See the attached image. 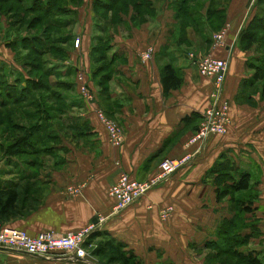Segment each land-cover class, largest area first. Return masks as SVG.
Returning <instances> with one entry per match:
<instances>
[{"label":"crops","instance_id":"0c3cea01","mask_svg":"<svg viewBox=\"0 0 264 264\" xmlns=\"http://www.w3.org/2000/svg\"><path fill=\"white\" fill-rule=\"evenodd\" d=\"M245 1L229 3L225 19L228 28L221 44L212 41V31L207 32L210 41L206 42L188 28L182 34L173 30L166 24V16L161 18L158 6L156 14L141 25L125 17L124 25L109 29V54H115L117 60L108 91L100 94V88L90 80L95 102L88 104L74 86L71 97L77 103L70 115L87 128H72L71 134L62 135L59 146L63 149L57 154L61 157L45 161L39 180L45 183L46 194L39 207L4 225L31 235L43 230L65 233L102 217L86 249L95 240L112 238L131 250L139 264H218L209 259L213 251L205 245L217 240V225L222 218L231 217L232 211L226 201H217L213 177L208 172L222 160L221 156H226L252 173L257 195L253 213L259 221L252 230H243L246 235L251 232V237L241 249L256 252L264 264V218L257 214L263 207L258 200L264 197V98L256 93L253 103L236 100L243 81L252 75L247 60L253 52L241 50L238 43L240 30L252 18V14L247 15ZM89 22L92 27L90 17ZM125 28L131 30L129 35L122 31ZM94 35L91 33V37ZM86 38L81 48L88 59L84 63L90 67L91 44L88 35ZM148 46L153 47V54L144 60L142 55ZM74 53H70L71 63L65 64L77 69L79 62H72ZM190 54L228 61L223 97L229 104L230 124L225 134L211 135L201 145L189 144V139L211 104L214 83L198 74ZM166 64H171L183 79L178 89L167 94L161 83V70ZM96 107L122 128L124 140L120 146L109 142ZM185 154L193 155L191 161L167 182L120 212H113L114 200L108 189L121 172L142 181L156 172L163 159ZM0 177L5 178L2 173ZM90 255L78 261L48 259L0 248V264H98Z\"/></svg>","mask_w":264,"mask_h":264},{"label":"trees","instance_id":"16d2710c","mask_svg":"<svg viewBox=\"0 0 264 264\" xmlns=\"http://www.w3.org/2000/svg\"><path fill=\"white\" fill-rule=\"evenodd\" d=\"M200 1L208 2L202 24ZM219 1H223L222 4ZM228 1L172 0L175 28L180 34L192 28L209 42V32L216 31L215 28L219 30L225 24ZM261 1L264 0H258ZM82 4L83 0H0V17L22 15L23 19H14L11 26H24L28 31L24 35L14 34L5 44L16 52L21 68H16L12 75L11 65L0 62V108L7 107L5 112H0V153L29 168L28 172L22 169L17 179L0 177L1 225L17 217L24 218L39 207L46 194L45 183L39 180L45 167L44 160L53 158L63 149L59 146L62 135L71 134L72 128H87L85 123L65 117L75 103L71 97L75 82L70 78L74 69L69 67L66 71L50 73L43 62L47 54L62 64L69 60L71 49L66 43L73 35L69 27L76 21L74 9ZM91 9L93 24L96 30L102 27V33L92 37L90 75L92 82L100 88L99 93L105 94L117 60L115 54H109L112 44L106 32L124 25L125 17L132 24L141 25L145 16L156 14V8L151 0H92ZM28 14L33 15L27 22ZM206 28L208 34L202 32ZM63 29H67L66 32ZM238 43L241 50L259 54L256 56L259 64L250 58L247 60L252 75L243 81L236 98L239 103H253L256 93L264 98V12L249 20L238 34ZM51 75H55V81L51 80ZM182 81L171 64L162 67L161 83L165 94L178 89ZM192 115L200 118L198 113ZM189 118L187 116L185 120ZM221 159L208 174L213 177L217 201L226 200L233 215L220 220L217 240L205 245L213 251L209 259L218 264H263L256 252L241 249L251 237V232L246 235L243 230L251 229L257 223L249 225L247 220L250 214L255 218L253 212L257 209L254 207L257 195L251 182L252 173L241 169L226 156ZM125 247L112 238H105L97 242L92 255L106 257V264H139L134 253Z\"/></svg>","mask_w":264,"mask_h":264},{"label":"built area","instance_id":"2783aa9c","mask_svg":"<svg viewBox=\"0 0 264 264\" xmlns=\"http://www.w3.org/2000/svg\"><path fill=\"white\" fill-rule=\"evenodd\" d=\"M225 32L226 28L214 33L212 41L215 44H221ZM152 54L153 47L148 46L142 57L144 60H148L151 59ZM190 57L193 64L196 65L198 74L201 77L212 79L214 83L211 104L202 113V119L189 139V144L198 143L201 145L211 135L225 134L230 124L229 104L223 97L228 61L210 55L196 56L190 54ZM76 89L84 102L88 104L95 102L94 94L90 92L80 74L76 79ZM95 110L98 120L107 132L109 142L113 146H120L124 140L122 128L109 118L101 108L96 107ZM192 156V154H185L176 158H165L160 162L156 172L142 181L132 179L127 173L121 172L117 180L108 189L109 196L114 200L113 212H120L153 188L167 182L174 172L191 161ZM166 212V210L163 211V214ZM102 222V217H98L95 223H90L76 231L59 233L53 230H43L34 235L25 230L0 224V248L48 259L85 260L88 256L87 241L96 226Z\"/></svg>","mask_w":264,"mask_h":264},{"label":"rangeland","instance_id":"374dc122","mask_svg":"<svg viewBox=\"0 0 264 264\" xmlns=\"http://www.w3.org/2000/svg\"><path fill=\"white\" fill-rule=\"evenodd\" d=\"M91 1L92 0H83V4L81 6H79L77 9H74V12L76 14H73V18L76 19V21L72 24H70V30L72 32V37L71 39L68 40V42L66 43V45H68V49L71 51H76V53H74L73 56V61L72 62H79V68L74 69L73 74L71 75V80L72 82H75V88H76V79L78 74L83 76L84 82L87 85V87L89 88L90 92L93 93V89L90 83L91 80V75H90V67L89 65H87V57L83 55V50L81 48V44H82V39H84V42L87 43V38L86 36L88 35L90 38V44L93 42V39L91 37V33L95 34V35H101V30L102 27H97L98 29L96 30V27L94 26V24L92 23V27L90 26V22H89V17L92 18L93 20V11L91 9ZM154 3H156L154 6L156 8L157 11V6H158V12L159 14H161V18H163V16H166V24L171 25V28L173 30H178L177 28H175V20H174V8L172 5V0H151ZM219 4H222L223 1H219ZM229 3L231 2V0L228 1ZM239 2V0H234V3ZM262 2V3H261ZM258 2V0H246L245 1V7L247 9V15H251L252 17L255 16V14H262L264 12V1ZM85 3V5H84ZM229 3L226 5V11H227V7L229 5ZM201 7L200 8V13L202 15L201 17V24L204 23V11L205 8L208 4L207 1H200ZM225 4V3H224ZM255 9V10H254ZM173 12V13H172ZM172 14V16L170 17V15ZM33 14H28L26 15V20L27 22L31 19ZM147 18H151L148 16H145V21ZM16 19L17 21L23 19L22 15H17L15 17L10 16V15H4L0 17V62L3 61V63H6L8 65H11L12 69V75H14L15 69L16 68H21V65L17 62L16 59V52L14 50H12L11 48H8L5 44L7 42V39H11L13 37L14 34L17 35H24L27 34L28 31H26V28L23 26H17L16 28L14 26H11V22ZM144 21V22H145ZM143 22V23H144ZM215 22V21H214ZM249 22V21H248ZM248 24V23H247ZM246 24V25H247ZM24 25V24H23ZM89 26L91 28V32L87 33L88 31H90ZM202 26V25H201ZM101 28V29H100ZM224 28H228L227 24H224V26L217 30L218 28H215L216 31H212V33H218L221 30H223ZM190 30H193L192 28H188ZM67 29H63V31ZM242 30V29H241ZM240 30V31H241ZM123 32H128L127 35H129V33L131 32V30H127L122 29ZM202 32L207 33V28L206 30L204 29ZM211 33V32H210ZM212 34V36H213ZM199 35V34H198ZM200 37L202 36L201 34L199 35ZM205 35L203 34V37ZM202 38V37H201ZM22 54H24L23 52H20ZM256 56H259L258 53L253 52L252 57H250V60L259 64L258 63V58L256 59ZM69 60L67 61L68 65L71 63V55L70 58H68ZM45 61V68H47V70L50 73H54L55 70H60L63 71L67 68H69V66L67 64H62L60 62H56L53 61L52 58L50 57V55H46L43 58V62ZM89 62V61H88ZM90 63V62H89ZM91 65V64H90ZM51 80L55 81V75H51ZM94 94V93H93ZM95 96V95H94ZM7 108V107H6ZM6 108H0V112H5ZM10 107H8L9 109ZM70 112H67L65 117L68 118L69 120H76L75 118H73L70 115ZM79 119V118H78ZM252 128V125H251ZM253 131H251L252 133ZM254 133V132H253ZM58 154V153H57ZM61 157V155H59ZM59 156L57 157L54 156L53 158H51V160L56 161L57 158H59ZM44 161H48V159H45ZM0 166H5V168L3 169V167L0 168V173H2L5 178H9V179H17L18 176L20 175V171L23 169L26 172H28L29 168L26 165H20V163L18 164V162L16 161L15 158H9L7 156L4 155V153H0ZM5 170V171H3ZM226 200H224L223 202H225ZM260 202V204H263L262 206V212H259L260 210H257V214L258 215H262V217L264 218V197L261 196L260 200H258ZM228 205V203H226ZM259 209V208H258ZM232 214V213H231ZM233 215V214H232ZM254 219V220H253ZM247 220H248V224H254L257 221H259V219L257 217L253 218V216L251 217V214L249 216H247ZM254 226H258L257 223ZM97 242L99 241H94L92 245H90L89 247H87V253L88 255L92 254V251L96 248L95 244H97ZM91 256V255H90ZM95 262H97L98 264H106V257H91Z\"/></svg>","mask_w":264,"mask_h":264}]
</instances>
